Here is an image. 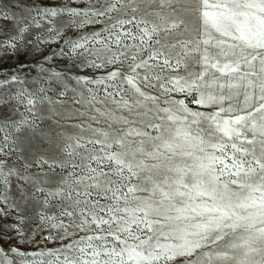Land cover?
Wrapping results in <instances>:
<instances>
[{
	"label": "snow or ice",
	"instance_id": "obj_1",
	"mask_svg": "<svg viewBox=\"0 0 264 264\" xmlns=\"http://www.w3.org/2000/svg\"><path fill=\"white\" fill-rule=\"evenodd\" d=\"M0 264H264V0H0Z\"/></svg>",
	"mask_w": 264,
	"mask_h": 264
},
{
	"label": "rangeland",
	"instance_id": "obj_2",
	"mask_svg": "<svg viewBox=\"0 0 264 264\" xmlns=\"http://www.w3.org/2000/svg\"><path fill=\"white\" fill-rule=\"evenodd\" d=\"M11 63L14 65V64H15V61H12ZM5 66H7V65H5ZM25 73H26L27 75H29V76H34V75H35L34 72H28L27 69H25ZM48 246H49V247H53V245H48Z\"/></svg>",
	"mask_w": 264,
	"mask_h": 264
}]
</instances>
